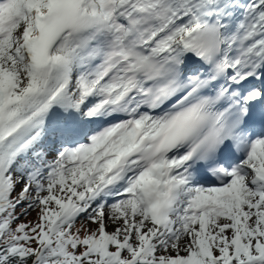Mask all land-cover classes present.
I'll return each mask as SVG.
<instances>
[{
  "label": "snow or ice",
  "instance_id": "1",
  "mask_svg": "<svg viewBox=\"0 0 264 264\" xmlns=\"http://www.w3.org/2000/svg\"><path fill=\"white\" fill-rule=\"evenodd\" d=\"M0 264H264V0H0Z\"/></svg>",
  "mask_w": 264,
  "mask_h": 264
},
{
  "label": "rangeland",
  "instance_id": "2",
  "mask_svg": "<svg viewBox=\"0 0 264 264\" xmlns=\"http://www.w3.org/2000/svg\"><path fill=\"white\" fill-rule=\"evenodd\" d=\"M37 212L38 209L35 211H29L26 217H21V221L22 222L35 221L37 219ZM77 227H79V222L77 223ZM81 235H83V233H81Z\"/></svg>",
  "mask_w": 264,
  "mask_h": 264
},
{
  "label": "bare ground",
  "instance_id": "3",
  "mask_svg": "<svg viewBox=\"0 0 264 264\" xmlns=\"http://www.w3.org/2000/svg\"><path fill=\"white\" fill-rule=\"evenodd\" d=\"M112 230H113V228L111 226H109L108 231H112ZM181 254H183V253H181Z\"/></svg>",
  "mask_w": 264,
  "mask_h": 264
}]
</instances>
